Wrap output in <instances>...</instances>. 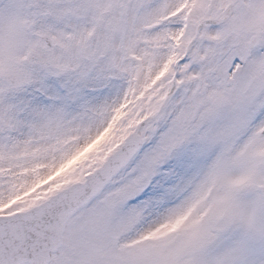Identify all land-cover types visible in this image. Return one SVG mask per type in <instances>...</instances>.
<instances>
[{"label":"rangeland","instance_id":"1","mask_svg":"<svg viewBox=\"0 0 264 264\" xmlns=\"http://www.w3.org/2000/svg\"><path fill=\"white\" fill-rule=\"evenodd\" d=\"M78 1L0 0V214L152 117L50 264H264V0Z\"/></svg>","mask_w":264,"mask_h":264},{"label":"water","instance_id":"2","mask_svg":"<svg viewBox=\"0 0 264 264\" xmlns=\"http://www.w3.org/2000/svg\"><path fill=\"white\" fill-rule=\"evenodd\" d=\"M257 39L258 34L252 36L249 45H254ZM3 78L15 82L18 76L7 74ZM141 144L139 134L128 136L121 147L84 181L74 182L27 211L0 216V264H48L50 252L61 243L68 216L126 165ZM259 190L264 192V186Z\"/></svg>","mask_w":264,"mask_h":264},{"label":"bare ground","instance_id":"3","mask_svg":"<svg viewBox=\"0 0 264 264\" xmlns=\"http://www.w3.org/2000/svg\"><path fill=\"white\" fill-rule=\"evenodd\" d=\"M78 3H79L78 10H80L86 4V0H79ZM71 8H73V6H69V7L65 8V10L67 11V10H70ZM72 13L75 16V13H80V12H77V10H73ZM65 15H66V13L61 14V16H65ZM34 29H35V25H31L30 30L33 31Z\"/></svg>","mask_w":264,"mask_h":264}]
</instances>
